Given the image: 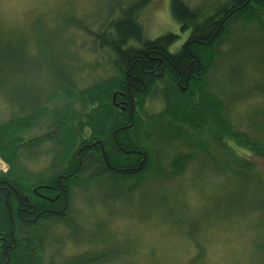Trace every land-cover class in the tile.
<instances>
[{
  "label": "rangeland",
  "instance_id": "374dc122",
  "mask_svg": "<svg viewBox=\"0 0 264 264\" xmlns=\"http://www.w3.org/2000/svg\"><path fill=\"white\" fill-rule=\"evenodd\" d=\"M176 1L214 11L227 0ZM171 3L0 0V122L17 112L5 95L16 85L40 87L45 105L65 115L69 110L76 117L89 111L92 106L87 97L114 86L123 77L114 62L117 56L121 61V56L117 50L99 46L100 33L112 30L117 38L116 30L108 23L127 9H139L141 40L173 33L177 37L170 48H176L188 31L174 18ZM224 39H230L229 43ZM12 40L13 47L18 48L15 57L10 56L8 48ZM221 40L205 75L207 89L224 102L223 111L232 128L264 146V12L247 24L236 21ZM165 72L166 81L172 82L173 72L169 67ZM157 93L147 98L146 112L161 110L162 100ZM154 123H142L136 136L148 141L152 152L159 153L158 157L152 153L155 164L164 159L161 169H153L142 179L122 180L119 185H111L103 177L84 187L75 186L69 212L77 236L68 237L72 230L67 226L58 228L57 240L50 241L44 259L103 247L109 253H119V249L129 253L104 264H264V212L257 205L262 198L253 184L240 186L238 176L229 168L234 164L228 167L235 159L231 150L210 144L206 132L195 134V138L210 144L213 157L187 145L184 137L167 144L166 127ZM45 149L43 146L29 160L30 172L46 166ZM235 153L264 177V156L242 147ZM178 154H185L187 162L183 172L177 174L170 171L169 163ZM7 168L0 158V173ZM101 190L108 193L105 199L100 198Z\"/></svg>",
  "mask_w": 264,
  "mask_h": 264
},
{
  "label": "trees",
  "instance_id": "16d2710c",
  "mask_svg": "<svg viewBox=\"0 0 264 264\" xmlns=\"http://www.w3.org/2000/svg\"><path fill=\"white\" fill-rule=\"evenodd\" d=\"M171 4L174 18L183 30H188L186 40L174 52L168 49L177 37L173 33L141 40L139 9H127L108 23L116 30L117 38L112 30L104 31L100 33L99 46L118 51L121 61L116 55L114 62L123 77L93 97L91 93L87 102L92 107L79 117L71 110L65 115L57 108L50 109L43 101L40 87L35 85H32L34 89L16 85L5 92L17 112L0 122V158L8 166L0 173V264H104L129 255L120 249L119 253L105 252L102 247L58 259H44L51 240H57L58 228L67 226L72 230L68 237L77 236L78 230L73 227L74 218L69 212L75 186L84 187L103 177L111 185H119L122 180L142 179L153 169H161L164 159L155 164L152 153L156 152L149 148L148 141L136 136L142 123L154 120V126L159 123L166 127L167 144L184 137L187 145L201 148L210 157H213L208 149L211 143L224 151L231 150V157L235 159L229 161L228 167L234 164L229 168L238 176L240 186L254 185V191L262 198L257 205L264 212V177L235 153L236 148L242 147L264 156V146L232 128L223 111L224 102L217 93L207 89L205 80L221 38L236 21L247 24L260 16L264 12V0H227L214 11L175 0ZM13 41L8 46L11 57L18 54ZM139 41L142 43L136 46ZM229 41L226 39L225 43ZM195 63L199 65V76L192 78L185 90L171 85L158 86L165 75L164 64L173 73H182L185 77L194 73ZM157 91L165 104L156 113L146 112L147 98ZM37 130L40 132L36 133ZM205 132L211 141L208 146L195 138V134ZM43 146L48 162L41 170L30 172L28 162ZM156 154L158 157L159 153ZM186 159L185 154H178L169 163L170 171L182 173ZM107 194L101 190L100 198L105 199Z\"/></svg>",
  "mask_w": 264,
  "mask_h": 264
},
{
  "label": "flooded vegetation",
  "instance_id": "af4514ba",
  "mask_svg": "<svg viewBox=\"0 0 264 264\" xmlns=\"http://www.w3.org/2000/svg\"><path fill=\"white\" fill-rule=\"evenodd\" d=\"M188 31V30H187ZM187 38V37H186ZM186 38L184 39V41L186 40ZM182 41L179 45L176 46V48H170L172 44H174V42L168 47L169 51L171 52H174V51H177L180 46L182 45V43L184 42ZM136 46L137 45H140L139 43H135ZM159 61H160V58H159ZM194 61V60H192ZM164 68H167L168 67V64H164L163 65ZM194 73H191V74H186L185 77L183 76L182 73H172V82H169V81H166V72H165V75L163 77V81L162 82H159V86H161L162 88H166L168 87L169 85H171L172 87L174 88H180L182 90H185V88L191 84L190 81L191 79H197L198 76H199V73H200V69H199V65L195 63L194 65ZM162 100V99H161ZM164 101L162 100V106L164 105ZM144 158V156H143Z\"/></svg>",
  "mask_w": 264,
  "mask_h": 264
},
{
  "label": "water",
  "instance_id": "95a60500",
  "mask_svg": "<svg viewBox=\"0 0 264 264\" xmlns=\"http://www.w3.org/2000/svg\"><path fill=\"white\" fill-rule=\"evenodd\" d=\"M115 94V93H114Z\"/></svg>",
  "mask_w": 264,
  "mask_h": 264
}]
</instances>
